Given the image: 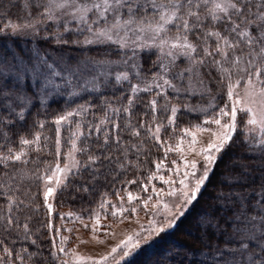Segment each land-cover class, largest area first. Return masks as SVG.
<instances>
[{
	"label": "trees",
	"instance_id": "1",
	"mask_svg": "<svg viewBox=\"0 0 264 264\" xmlns=\"http://www.w3.org/2000/svg\"><path fill=\"white\" fill-rule=\"evenodd\" d=\"M41 2L46 0H0V21L25 22L36 18L41 21L39 25L43 26L44 17L38 16L42 8L37 7ZM151 14L149 9L148 15ZM59 26L64 27L61 24ZM55 27L62 31L57 24ZM169 27L172 29L170 34H174L175 28ZM49 28L46 20V25L38 29L41 35L38 34L36 38L23 39L0 33V89H3L0 92V154H7L8 149L13 152L23 149L26 154L22 161H27L0 162V182L5 184L4 188H0V215L7 212L9 196L32 205L22 213H17L13 206V215L19 216L21 223H28L27 234L22 227L5 231L0 221V240L3 241L0 244V258L14 260L15 264H20L16 260L17 253L24 255L27 264H57L51 253L55 250L53 237L61 211H98L101 201L116 198L117 193L120 194L126 188L127 181L141 180L152 171V162L159 155V144L148 133L147 127L140 128V124L163 122L169 111L159 105L166 102L169 105L170 99L176 97L173 99L181 105L178 120L184 124L200 119L210 98H214V109L223 105L227 98L226 81L222 82L216 69L209 66L202 68L200 75L203 80L200 87H204L205 92L197 91L198 87L192 93L188 92L184 88L187 80H178L176 85L181 90L176 92L167 89V101L158 98L155 113L148 105L152 92L135 94L130 114L126 113L122 109L128 107V99L133 96L130 85L139 83L143 87L160 70V63L164 60L160 51L157 48H120L113 43H71L73 40L83 41L89 35L86 31L82 34L62 32L63 39L69 43H58L57 32L53 34ZM209 43L214 47V38ZM183 59L180 58L176 64L180 69L187 66V60ZM121 72H127L129 80L117 81L116 74ZM169 77L173 78L171 74ZM80 106L88 110L75 121V124L77 121L81 123L84 132L77 146L86 145L91 154H110L113 159L98 161L91 168L71 173L66 184L54 192L52 208L49 210L44 203L42 175L60 157L55 154L57 126L54 121L70 109ZM113 108L121 111L114 112L111 110ZM106 114L108 122L101 126V132L97 134L94 126ZM113 122L119 123V129L113 128ZM133 128H139V137L131 135ZM105 129L109 130L110 137L118 134L121 144L128 147L126 160L111 139L109 145L105 146L107 152L100 149ZM74 130L73 124L63 126L60 133L63 149L68 148ZM36 134L41 137L38 145L21 144V139L33 140ZM132 144L138 145L139 151L132 149ZM77 157L81 161L86 159V155L80 152H77ZM121 163L125 165L124 168L120 167ZM5 172L9 175L16 173L14 185L8 186ZM261 184H264V147L250 145L234 135L233 142L216 164L199 199L178 225L160 233L122 264H213L218 247L237 253L238 264L246 262L250 255H239L243 251L241 241L249 245L260 243L254 241L251 229L255 227V236L261 235L260 216L264 213L255 204L258 198L264 199ZM36 205H39L38 209ZM236 217L240 218L239 221ZM252 217L255 220H251ZM198 219L205 226L204 229L197 227ZM209 221L211 227H208ZM237 227L240 233H237ZM33 239L36 244H32ZM4 247L10 249L13 255L7 256ZM22 249H27V252H22Z\"/></svg>",
	"mask_w": 264,
	"mask_h": 264
},
{
	"label": "snow or ice",
	"instance_id": "2",
	"mask_svg": "<svg viewBox=\"0 0 264 264\" xmlns=\"http://www.w3.org/2000/svg\"><path fill=\"white\" fill-rule=\"evenodd\" d=\"M37 7L42 8L38 16L55 22L58 27L60 24V18L57 16L58 12L68 15L72 20L76 21L78 25L76 29L69 28L68 22H65L64 32L75 31L82 34L86 31L89 34L85 36L83 41H71L73 44L113 43L120 48H127L129 46L155 47L163 57L168 58L166 62L160 63V72L155 73L152 80L145 83L143 87L139 83L130 85V91L133 96L128 99V107L122 109L126 113L130 114L131 106L135 102V94L139 92L150 93L153 87L159 91L150 99L148 105L152 112L155 113L158 109L156 97L163 96L167 101V89L170 88L176 92L181 90L173 83V79L179 81L186 79L189 88H191L193 79L200 77L201 69L205 67L210 66L215 68L220 74L221 81H226L227 97L231 104H225L211 118L205 119L201 124L195 125V131L189 128L182 130L184 135L191 137L188 145L189 149L193 152H198L201 160L187 161L181 156L185 167L183 173L180 172L177 161H171V164L176 167L175 169L170 168L169 171H174L176 176L180 177L178 182L172 177L166 179L163 175H160L159 179L164 185H168L167 190L164 188L158 189L154 185L151 189L152 194L157 198L155 204L157 212H159L160 208L164 210L160 221L154 218L142 232L127 235L125 239L112 246L110 251L101 255L98 259L92 256H82L74 250L66 251L63 244L68 237H61V245L56 247L54 244L56 250L51 253V256L59 264H70L69 260L65 258L68 256H71L74 264H107L109 257H113L118 250L122 252V260L141 247V241L149 243L151 239L159 236L160 233L176 227L179 221L197 202L216 164L233 142V137L237 130L238 111L249 115L247 120L248 125L257 126L249 129V131H259L256 143L264 147V0H46V2L38 3ZM149 9L152 11L151 16L148 15ZM29 16H31V13H29ZM40 22L39 19L32 18L24 23L9 22L5 27H11L13 32H17L23 29L35 28L36 24ZM170 25L175 28L173 35H169L172 31L169 27ZM130 34L135 36L134 40L130 39ZM55 35L58 43H69L68 40L63 39L62 34L57 33ZM212 38H214V47L209 43V40ZM134 56L135 53L133 54V58ZM181 57L187 60V66L182 69L176 65V61ZM132 67L136 68V65ZM173 69L176 70L173 71ZM233 73L237 76L235 80H233ZM170 74L173 79L169 78ZM137 75L139 76L138 70ZM116 80H129V74L127 72L117 73ZM241 80L245 82L244 98L235 91L237 86L240 85ZM198 82L203 84L202 79ZM2 91L3 89H0V92ZM257 96L261 98L259 101V112L252 106L256 103L255 98ZM245 98H247V101ZM159 107L167 111L169 105L166 102L163 105H159ZM87 110L84 106H80L79 109L67 112L55 119L54 123L57 126L55 129V154L57 157L61 155L60 125L62 122L69 121L70 117L80 116ZM111 110L117 113L121 111V109L116 108ZM178 111L179 109L176 105L170 107L169 125L175 122ZM204 111L206 112L207 109H204ZM225 117L229 119L227 122L222 123ZM155 119V116H153V122H155ZM107 122L108 117L106 114L105 118L94 126L97 134L101 132V126ZM211 125H215V129ZM40 127H43L42 123ZM119 127V123L113 122L114 129H119ZM144 127H147L148 133L151 134L157 143H165L160 140L159 134L163 127L161 123H155L153 130L151 123L146 125L142 122L140 128ZM81 129L82 125L77 121L75 130L71 132L69 138L71 147L64 154L67 162L61 166L59 159H57L54 167L49 166L45 170L46 172L50 171L51 174L45 175L44 179L51 181L55 177L57 187L66 184L68 176L72 173L73 169L79 172L81 169L86 170L93 167L98 161H111L113 159L110 154H91L90 149L86 145L78 147L77 141L84 135ZM201 132H207L213 138L207 142L206 146H202L197 150L195 147L198 142L197 134ZM89 135H91V132H89ZM131 135L139 137L141 135L139 128H133ZM40 139V135L36 134L33 140L21 139V144L26 146L32 144L38 145ZM110 139L115 142L117 149L122 152L126 160L128 147L121 144V137L118 134L110 137L108 129H105L103 132V142L99 145L100 149L107 152L105 146L109 145ZM183 140L184 136L182 135L175 149L171 145H167L165 156H167L168 151L182 152L181 145L183 144ZM131 148L139 151V147L136 144H132ZM77 152L85 154L86 159L83 161L78 160L76 158ZM25 154L23 149L16 152L8 149L7 154H0V162L22 161V157ZM22 162L27 163L26 160ZM129 163L131 162L129 161ZM162 164L163 161L155 162L157 171L161 168ZM124 166L123 163L120 164L121 168H124ZM58 174H63V178ZM4 176L8 180V186L15 184L17 178L15 172L11 175L5 172ZM155 176L156 172H153L149 176V179H153ZM39 178L37 177V179ZM127 183L136 184L137 180H130ZM177 183L178 187H175L174 185H177ZM4 187L5 184L0 182V188ZM147 189V184H143L141 190L147 191ZM260 190L262 196H264V184L260 185ZM55 191L56 188L46 185L43 192L44 203L49 210H51L52 205L48 204V199ZM153 195L148 196L147 199L142 201L146 209L148 202L153 199ZM117 196L123 201V197H119V193H117ZM127 199L131 203L133 200L140 198L134 196L129 191L127 192ZM255 204L264 213V199L258 198ZM13 206H15L17 213H22L26 208L32 207L31 204H26L23 199L9 196L7 212L4 215H0V221L3 222L5 231L11 229L19 230L22 227L23 231L27 234L29 232V225L27 222L21 223L19 216L13 215ZM106 206L111 207V215L113 217H122L125 212L135 213L137 211L136 207L125 208L122 204L117 207L116 204H113L109 200H102L99 208L105 214L107 213ZM35 208L38 209L39 205H36ZM101 211L94 213L96 223L91 226L93 233L97 231ZM157 212L153 213L154 217ZM67 215L72 216L73 214L68 213ZM235 219L239 221L240 218L236 217ZM250 219L255 220V217ZM260 220L261 235L255 236V227L251 229L254 241H260V243L253 242V244L249 245L241 241L240 246L243 251L239 255L241 257L250 255V259L246 262L241 261L239 264H264V215L260 216ZM240 223H244V221H240ZM84 226L88 227V225ZM197 227L205 228L199 219L197 220ZM208 227H211L210 221ZM236 231L237 233L241 232L239 227L236 228ZM205 234H207L206 230ZM27 238L26 235L25 239ZM201 240H203V237H201ZM31 242L32 244H36L35 239ZM0 244H3L2 240H0ZM207 247H210V245ZM3 251L7 256L13 255L7 247H4ZM22 252H27V249H22ZM58 253H62L63 257L59 256ZM237 255V253L228 252L218 247L214 254L213 264H238ZM16 260H19L20 264H27L22 254L17 253ZM0 264H15V261H6L4 258H0Z\"/></svg>",
	"mask_w": 264,
	"mask_h": 264
},
{
	"label": "rangeland",
	"instance_id": "3",
	"mask_svg": "<svg viewBox=\"0 0 264 264\" xmlns=\"http://www.w3.org/2000/svg\"><path fill=\"white\" fill-rule=\"evenodd\" d=\"M57 16L60 18V24L64 26L65 22H68V26L69 28H73L76 29L77 28V23L76 21L72 20L71 17H69L66 14H62V13H57ZM43 19V18H41ZM44 22H43V26L46 25V18H44ZM9 22L11 23H24V22H20V21H14V20H6V21H0V33L4 34V35H9V36H18L21 38H36L38 36V34H40V31H38V29L42 28L43 26H40L39 24L41 23H37L35 28H28V29H23L21 31H17V32H13L11 27H5L6 24H9ZM26 22V21H25ZM49 22V26H50V32L52 31L53 34L55 32L57 33H62L64 32V27H60L62 29V31H58L56 29H54L53 27H55V22L53 21H48ZM53 26V27H52ZM56 28V27H55ZM41 35V34H40ZM39 35V36H40ZM169 35H173L170 34ZM130 39L134 40L135 36L130 34ZM56 44V42H55ZM132 47V46H130ZM128 48V47H127ZM132 48H143V49H150V48H155V47H132ZM183 59V57H181ZM164 60H162V62H166V60L168 58L163 57ZM185 60V59H183ZM179 59L176 61V64L178 63ZM178 65V64H177ZM175 71V69L173 70ZM203 71H206L205 69ZM160 72V70L156 71ZM151 76L149 78V80L147 82H150L152 80ZM170 79H173L171 77H169ZM237 77L234 76L233 80H235ZM201 79V76L198 78H194L193 82H192V86L191 88H189V85L187 83L186 87H184L188 92H191L193 90H195L197 87L199 88L200 93L205 92L206 90L204 89V87H200L201 83H199L198 81ZM62 82V80H60ZM178 80L173 79V83L177 84ZM146 82V83H147ZM244 80H241V83L239 86H237L236 88V92L239 93V95L244 98ZM227 90V87H226ZM159 91L158 89H156L155 87H153L150 99H152V97L155 95V93ZM226 96H227V91H226ZM157 99L159 98L160 100H165V98L163 96L160 97H156ZM168 98V97H167ZM176 98V97H173ZM171 98L170 100L171 103H169V114L167 116V118L163 121L160 122L163 127L161 129L160 132V140L165 142L163 144L158 143L159 146V155L158 157H156V160L152 162L153 164V169L151 172H148L145 177H143L141 180H138L136 184H133V186L131 187V184H127L126 188L124 190L121 191V193L119 194V197H123V201H121L118 196L114 199H104V200H109L111 201L113 204H116L117 207L122 206L125 208H131V207H136L137 211L135 213L132 212H125L123 214V216H117V217H113L111 215V207L110 206H106L107 208V213L105 214V212L101 211L100 208L98 209V211H101V214L99 216V222L97 224V231L95 233H93L92 231V224L96 223V218L94 216V213L98 212L96 210H92L90 213H83V212H75V211H71V210H65V211H61L60 212V219L58 220V223H56V225H58L57 229L54 231V237H53V243L55 244L56 247L61 245V237H68V239L64 242L63 247L65 248L66 251L68 250H74L76 253L82 255V256H92L95 258H99L101 255L106 254L108 251H110L112 246H115L117 243H119L122 239H125V237L127 235H131L133 233H137V232H142L144 229H146L149 226V223L151 220H153L154 218L157 221H160L162 218V213L164 212L163 208L159 209V212H157L156 208H155V204H156V197L152 194V187L153 185L156 188H164L165 190H167L168 185H164L163 182L159 179L160 175H163L166 179L169 177H172L174 180H177L180 177H177L174 171H169V169H175V165L171 164V161L176 160L177 161V165H179L180 167V172L183 173V171H185V167H184V161L181 160V156L184 157V160L187 161H191V160H197L200 161L201 160V156L198 154V152H193L189 149L188 145H189V141L191 139L190 136L188 135H184L182 130L185 128H189L192 129L193 131H195L194 126L197 124H201L205 119L211 118L215 113L219 112V109L221 107H223L225 104H231V102L228 100V97L225 100V103L223 105H221L219 108L214 109L215 103L214 98H210V100H208V105L205 106V109H207V111H204V115L198 119L197 121H187V123L181 124L178 120V113L181 109V105L180 103ZM235 99V97H234ZM260 97L257 96L255 98L256 103L253 104L252 106L257 110V112L260 111ZM245 100L247 101V98H245ZM172 105H176L179 109L177 116L175 118V122L172 125L168 124V117L171 115L170 112V107ZM204 107V106H203ZM202 107V109H203ZM80 108V107H79ZM78 107L70 109L68 112L70 111H74L79 109ZM209 108V109H208ZM67 113V112H66ZM65 114V113H64ZM63 115V114H62ZM80 116H73L69 118V121L67 122H62V124L60 125V128L62 130L63 126H69L71 124L75 125V121L76 118H78ZM249 118V115L245 112H240L238 111L237 113V130L235 132V136H238L239 139H241L244 142H248L250 145L253 146H260L259 144L256 143L257 138L259 137V131H255V132H250L249 129L251 128H255L257 126H250L247 124V120ZM228 117H225L222 120V123L227 122L228 121ZM153 126V130L155 128V123L152 124ZM212 128L215 129V125H211ZM165 129H168L166 131V133L162 134L164 132ZM184 136V140H183V144L181 145V148L183 149L182 152L179 151H168L167 156H165V149L167 147V145H171L173 149H175L177 143H179V138L181 136ZM213 137L207 133V132H201L197 134V144L195 145L196 149L198 150L200 147L202 146H206L207 142L209 140H211ZM155 140V139H154ZM70 143L68 145V148L63 149V147H61V155L58 158L59 162L61 164V166L64 165V163L67 162L66 156L64 155L65 153H67L70 149ZM262 147V146H261ZM76 158L77 157V153H76ZM79 160V159H78ZM159 161H163V164L161 166V168L157 171L156 169V165L155 162H159ZM55 165V164H54ZM54 167V166H53ZM190 170V169H189ZM76 172L75 169L72 170V173ZM156 172V176L153 179H149V176L153 173ZM51 172H47L45 174L42 175V192H44L46 185L47 186H51L56 188V190L60 187H57L56 183H55V177L51 180V181H46L44 179L45 175H50ZM61 176V178H63V174H58ZM70 175V174H69ZM130 181V180H129ZM143 184H147L148 189L147 191H142L141 187ZM175 187H178V183L177 185H174ZM132 192L134 196H138L140 199L138 200H133L131 203L128 202L127 199V192ZM54 194V193H53ZM53 194L49 197L48 199V204H52V196ZM153 195V199L151 201L148 202V207L147 209L144 207L143 205V200L147 199L148 196ZM44 197V196H43ZM157 212L156 216H153V213ZM68 213H72V216H68ZM64 215L66 216L64 218ZM77 217H79V219H77ZM84 225H88V227L86 228ZM171 229L166 230L165 232L169 231ZM155 239V238H154ZM153 239L150 240L149 243H143V241H141V247H143L144 245H148L151 243ZM141 247L137 248L135 251H133V253L122 259L121 260V256H122V252L120 250L117 251L116 254H114L113 257H109L107 264H117V262H119V264L124 263L125 261H127L129 258L133 257V255L141 249ZM56 250V248H55ZM59 256L61 255V257H63L62 253H58ZM66 259L69 260L70 264H74V262L71 259V256L65 257ZM57 264H59V262L57 260H55Z\"/></svg>",
	"mask_w": 264,
	"mask_h": 264
}]
</instances>
